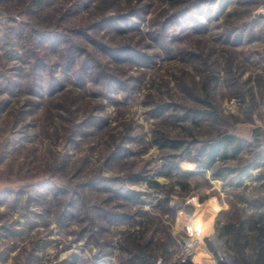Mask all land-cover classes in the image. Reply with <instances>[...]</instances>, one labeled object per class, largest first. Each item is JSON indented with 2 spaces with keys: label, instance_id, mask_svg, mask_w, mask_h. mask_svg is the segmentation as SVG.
<instances>
[{
  "label": "rangeland",
  "instance_id": "obj_1",
  "mask_svg": "<svg viewBox=\"0 0 264 264\" xmlns=\"http://www.w3.org/2000/svg\"><path fill=\"white\" fill-rule=\"evenodd\" d=\"M32 2L0 0V264H168L195 230L205 264H264V0ZM224 133L242 148L206 170Z\"/></svg>",
  "mask_w": 264,
  "mask_h": 264
},
{
  "label": "trees",
  "instance_id": "obj_2",
  "mask_svg": "<svg viewBox=\"0 0 264 264\" xmlns=\"http://www.w3.org/2000/svg\"><path fill=\"white\" fill-rule=\"evenodd\" d=\"M45 1L46 0H33L32 3L34 6L37 7V9H41L44 7ZM108 20H109L108 23H113L112 20H110L109 18L108 19L106 18V21H108ZM52 38H54V37H52ZM55 38H57V37H55ZM118 52H119V55H121V56L123 55L124 58L128 57V58L132 59L133 57H136V56H139L141 58H147L144 53L140 54L141 52L129 51L128 48H125V47H122L120 49V51H118ZM124 53H125V55H124ZM78 54H79V52L76 55H78ZM140 55H142V56H140ZM69 61L71 63L73 61V59L69 58ZM90 62H91L90 59L83 61V62H81L82 64H80V66L77 68V71L75 72L76 76L73 79L77 80L78 83H81V82L83 84L86 83L87 80L85 77L89 76L91 73ZM40 63H43V64H40ZM39 65H41V67L43 66V68H44L47 65L49 66V63L48 62L45 63V61H43L41 59H37L34 63V68L39 67ZM69 67H71V66H68L67 70L71 71V69ZM70 71H67V72L70 74ZM38 78H41V77H38ZM54 80H56V79H54ZM54 82H53V80L47 79V81L44 82V86H41V84L38 82L37 83L38 86H36V89L39 90L42 87L44 90L45 86L47 87L50 85V87H48L45 91L51 92L53 90V86H54L53 83ZM57 82L59 83V81H57ZM203 113H210V112L204 111ZM155 142L157 143V145H159V147H161V149L173 148V149L177 150V148L180 147V146L175 144L176 142L168 141L166 139H163L162 137L156 138ZM241 148H242V145H241V142H240L238 137H236L233 134L224 133V134L219 135L217 138L210 140L209 142L208 141L205 142L201 146V148L199 149V152H198L199 154H197V156L194 159L198 162V164L201 167L205 168L206 170H210V169H213L215 167V165H216V163H218L217 161L220 157H223V158L229 157L228 155H229L230 151H232L231 154L233 153V155H235L236 153H238L241 150ZM184 151L185 150H183L182 152H184ZM198 155L200 156V158ZM262 156H263L262 153H258L253 162H249V164L247 166H243V167L229 168V167H224V166H218L214 175L217 177H221L220 176V175H222L221 172H226V173L236 172L237 174L245 175V174L249 173L253 167L257 166L258 163H260ZM172 157H175V156H172ZM170 165H171L172 169L178 168V165L175 164V160ZM201 172L205 173V170H201ZM102 181H108V180L102 179L101 182ZM96 184H97V181L92 180L90 182V185L95 186ZM181 184L185 187V184H183V182H181ZM150 185L153 187H156V188L157 187L159 188L161 186L160 183L157 181H151ZM107 188L111 189L114 187L107 186ZM124 193H126V192H124ZM131 193L134 196L136 194L135 190L130 189L129 194H128L129 198H133V195H131ZM120 217H122V216L113 214L110 218H112L114 221L115 219L120 220ZM256 225L258 228H260V234L258 237V242L261 245H264V214L260 217V219L258 220ZM224 228H225L226 233H231V231L235 230L234 233L236 235V238L240 237L243 233V229L241 227L237 226L236 224H227L224 226ZM242 260L245 264H253L251 261H249V258L245 255H244V258H242ZM93 264H96V262L95 263L93 262Z\"/></svg>",
  "mask_w": 264,
  "mask_h": 264
},
{
  "label": "built area",
  "instance_id": "obj_3",
  "mask_svg": "<svg viewBox=\"0 0 264 264\" xmlns=\"http://www.w3.org/2000/svg\"><path fill=\"white\" fill-rule=\"evenodd\" d=\"M256 13L257 15L264 16V7H261ZM203 238L205 237L200 234V231L195 230V232H193L190 237L185 240L181 253L174 264H205L204 256H201L197 261L195 260L198 248L200 246L206 247ZM216 246L217 248L214 252L207 249L210 254V258L213 259V262H215L214 264H235L227 256V253L222 245L216 243ZM156 264L167 263H165L164 259L160 257L156 261Z\"/></svg>",
  "mask_w": 264,
  "mask_h": 264
},
{
  "label": "crops",
  "instance_id": "obj_4",
  "mask_svg": "<svg viewBox=\"0 0 264 264\" xmlns=\"http://www.w3.org/2000/svg\"><path fill=\"white\" fill-rule=\"evenodd\" d=\"M208 235L212 236L213 233H209V234H207V236H208ZM178 256H179V255H178ZM178 256H177V258H178ZM177 258H176L175 260L171 261L172 263H168V264H174V263L176 262ZM198 258H199V256H198V254H197L196 257H195V260L197 261Z\"/></svg>",
  "mask_w": 264,
  "mask_h": 264
}]
</instances>
